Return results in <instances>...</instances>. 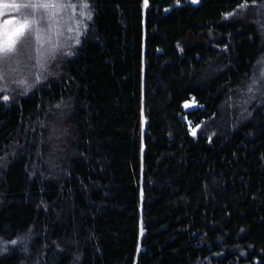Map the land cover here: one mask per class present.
<instances>
[{"label":"trees","instance_id":"1","mask_svg":"<svg viewBox=\"0 0 264 264\" xmlns=\"http://www.w3.org/2000/svg\"><path fill=\"white\" fill-rule=\"evenodd\" d=\"M85 1L68 57L0 95V264H264V0Z\"/></svg>","mask_w":264,"mask_h":264},{"label":"rangeland","instance_id":"2","mask_svg":"<svg viewBox=\"0 0 264 264\" xmlns=\"http://www.w3.org/2000/svg\"><path fill=\"white\" fill-rule=\"evenodd\" d=\"M50 3L55 4L53 7L58 17L52 16V11L49 9H16L10 5L25 4V3ZM0 43L2 44L4 37L5 27L9 34L18 28L20 23L27 21L31 25V35H25L16 45V52L7 57L0 58V95L9 96L8 99L15 97L18 100L21 96L30 94L37 85L43 81L46 73V68L50 66L56 59L60 57H68L71 52L72 44L65 43L60 46L61 41L72 33L74 41L79 43L78 35L79 27L82 28L83 24H79L80 17L83 15L85 19L88 18V6L85 0H77L73 4H62V0H0ZM9 5V7H5ZM259 11H264V5L259 7ZM81 15V16H80ZM261 18L263 26L260 23L257 25L261 30L264 39V14L256 15V19ZM83 18V17H82ZM68 19L70 22L68 24ZM84 19V18H83ZM5 21L9 23L5 26ZM68 27L70 32L67 33ZM77 29V32L75 31ZM76 33V34H75ZM40 40V41H38ZM15 56V57H13ZM62 63V62H61ZM55 64V63H54ZM53 64V65H54ZM54 70L51 72L53 78H60L63 74L61 70L62 64L56 63ZM264 65V64H263ZM260 67V66H259ZM257 66V68H259ZM264 81V71L261 69L258 76ZM256 80H251L250 84L242 92V97L235 99L230 104V100L225 107L232 108L234 104H238V111L231 113L233 118L230 122H244L249 118L248 110L255 102L259 104L260 94L256 90ZM257 98L258 100H256ZM230 104V105H229ZM235 108V107H234ZM58 130V137L62 140L64 137L70 138V134L65 130ZM60 132V134H59ZM25 241V240H24ZM24 241H20L23 243Z\"/></svg>","mask_w":264,"mask_h":264},{"label":"snow or ice","instance_id":"3","mask_svg":"<svg viewBox=\"0 0 264 264\" xmlns=\"http://www.w3.org/2000/svg\"><path fill=\"white\" fill-rule=\"evenodd\" d=\"M55 4L50 3H40V4H32V3H25L20 5H10L12 8L20 9H49L55 7ZM85 7L88 5L85 4ZM242 6L246 7V4H242ZM5 7H9V5H5ZM8 21H5V26L8 24ZM31 35V25L25 21L24 23H20L18 28H16L11 35L9 34L7 28L5 27L4 30V41L2 44H0V58H7L11 55H13L16 52V45L17 43L25 36V35ZM7 99V97H5ZM13 244L16 243V241H12Z\"/></svg>","mask_w":264,"mask_h":264}]
</instances>
